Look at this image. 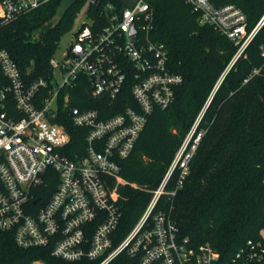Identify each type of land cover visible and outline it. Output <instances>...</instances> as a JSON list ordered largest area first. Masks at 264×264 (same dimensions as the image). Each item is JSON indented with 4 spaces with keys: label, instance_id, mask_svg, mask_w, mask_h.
<instances>
[{
    "label": "built area",
    "instance_id": "built-area-1",
    "mask_svg": "<svg viewBox=\"0 0 264 264\" xmlns=\"http://www.w3.org/2000/svg\"><path fill=\"white\" fill-rule=\"evenodd\" d=\"M47 2L0 0L2 24ZM96 2L89 0L87 6ZM187 2L200 24L239 47L233 63L264 27L263 15L249 32L246 14L232 3ZM100 17L82 20L64 58H51L47 78L29 82L10 53L0 50V231L11 232L20 248L48 249L55 264H262L264 229L261 240L248 241L224 259L210 244L194 246L182 238L171 211L164 209L168 203L162 205L166 196L176 197L190 175L207 133L200 124L208 104L139 220L122 228L123 213L108 184L125 183L123 161L133 154L150 116L174 103L183 77L169 69L166 46L151 40L155 12L149 0L133 6L108 2ZM259 51L264 59V42ZM261 71L254 69L250 78ZM129 84L134 104L122 112L103 119L98 109L88 107L92 101L117 100ZM69 120L85 130L86 150L76 160L65 154L71 135L64 122ZM175 174V186L168 189ZM29 264L52 263L36 259Z\"/></svg>",
    "mask_w": 264,
    "mask_h": 264
},
{
    "label": "trees",
    "instance_id": "trees-1",
    "mask_svg": "<svg viewBox=\"0 0 264 264\" xmlns=\"http://www.w3.org/2000/svg\"><path fill=\"white\" fill-rule=\"evenodd\" d=\"M212 1L241 8L249 32L264 15V0ZM61 2L49 0L7 24H2L0 7V50L10 53L29 82L51 74V58L89 0H78L52 29L46 24ZM108 2L123 6L121 0H97L89 5V18L101 19ZM149 2L155 12L151 40L166 46L169 69L180 74L183 83L174 103L150 116L133 154L122 163L125 183L111 180L110 195L123 213L122 228H132L208 104L200 124L207 133L191 162L190 175L176 197L168 200L166 196L162 205L168 203L164 209L171 211L182 238H189L194 246L210 244L222 258L231 259L248 241L261 240L264 229V59L259 51L264 27L233 63L239 47L211 26L200 24L199 14L187 0ZM256 68H262L261 73L250 78ZM130 84L117 100L92 101L88 107L98 109L103 119L122 112L134 104ZM81 92L89 99L86 90ZM64 125L71 135L65 154L76 160L86 150L85 130L70 120ZM177 177L168 189L174 188ZM48 252L20 248L11 232L0 231V264H29L36 259L55 264Z\"/></svg>",
    "mask_w": 264,
    "mask_h": 264
},
{
    "label": "rangeland",
    "instance_id": "rangeland-1",
    "mask_svg": "<svg viewBox=\"0 0 264 264\" xmlns=\"http://www.w3.org/2000/svg\"><path fill=\"white\" fill-rule=\"evenodd\" d=\"M87 4L82 9L78 18L76 19L75 26H74L73 30L71 32H69L68 34H66L62 38V40L60 41L59 46H58V48H57V50L53 56L56 60L60 61L64 58L65 54L68 51L69 46L71 45V43L73 41L74 32L79 28L83 19H86V18L89 19V13L90 12L88 11L89 7L87 6Z\"/></svg>",
    "mask_w": 264,
    "mask_h": 264
},
{
    "label": "water",
    "instance_id": "water-1",
    "mask_svg": "<svg viewBox=\"0 0 264 264\" xmlns=\"http://www.w3.org/2000/svg\"><path fill=\"white\" fill-rule=\"evenodd\" d=\"M78 0H62L56 14L46 26L51 25L52 29L56 28L64 19L67 12L77 3ZM123 4L133 6L138 0H121Z\"/></svg>",
    "mask_w": 264,
    "mask_h": 264
}]
</instances>
